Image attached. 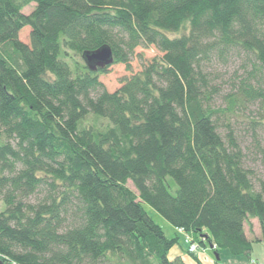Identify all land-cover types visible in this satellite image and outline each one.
Masks as SVG:
<instances>
[{
  "label": "trees",
  "instance_id": "1",
  "mask_svg": "<svg viewBox=\"0 0 264 264\" xmlns=\"http://www.w3.org/2000/svg\"><path fill=\"white\" fill-rule=\"evenodd\" d=\"M102 46L126 68L137 48L161 56L109 93L107 68L82 57ZM237 52L264 74V0H0V261L202 264L188 250L170 257L179 238L145 206L198 248L248 258L264 240V179L256 190L216 118L264 102V80L245 72L213 109L202 69Z\"/></svg>",
  "mask_w": 264,
  "mask_h": 264
},
{
  "label": "rangeland",
  "instance_id": "2",
  "mask_svg": "<svg viewBox=\"0 0 264 264\" xmlns=\"http://www.w3.org/2000/svg\"><path fill=\"white\" fill-rule=\"evenodd\" d=\"M33 8L34 5H30L22 12L25 15H29ZM29 33L30 29L28 27L23 28L18 34V39L24 44H29ZM237 53L238 54L235 56L228 57L224 63L216 59H211L210 62L203 63V71L209 75L211 84L216 86L219 91V94L213 99V109H223L226 106V95L229 94L231 87L234 86V81L245 76V72L251 73L256 85L259 86L263 84L264 74L260 72L257 65L254 67V59L244 53ZM160 56L161 54L153 47L148 49L137 48L130 58L129 68L119 64L111 65L107 67L105 73L99 76V82L107 92L113 93L119 89L127 79L140 73L154 58H159ZM216 123L222 137H225L227 130L231 131L235 142L243 153V166L246 170L251 172V181L254 188L257 190V181L259 179H264V102L244 104L237 108L232 115L226 114L217 116ZM84 124L105 127L107 121L88 116ZM226 126L229 127L225 129ZM127 186L131 190H134L130 183H128ZM42 197L43 196L39 194L32 195L23 202L26 205L36 204ZM144 208L152 221L163 230L167 238L178 236L179 247L170 252V257H173V254L179 250L185 252L187 250L189 251L190 244L185 243L184 237L178 233L174 227L150 207L145 206ZM4 209L3 203L0 202V213L3 212ZM245 228L247 229V227ZM253 241H255V239ZM203 252H205L211 260L215 259V256L209 249L198 248L194 254H202ZM262 255L264 256V240L253 243L252 251L248 258L233 257L226 250L219 251L218 258L220 264H230L233 263L231 262L232 260H238L239 258L250 263L252 259H258V257Z\"/></svg>",
  "mask_w": 264,
  "mask_h": 264
},
{
  "label": "water",
  "instance_id": "3",
  "mask_svg": "<svg viewBox=\"0 0 264 264\" xmlns=\"http://www.w3.org/2000/svg\"><path fill=\"white\" fill-rule=\"evenodd\" d=\"M83 60L91 72H96L97 70H103L113 64L112 51L108 46H102L99 49L92 52H85L83 55ZM213 246L210 247V250ZM215 260L219 261L217 255ZM0 264H4L0 261Z\"/></svg>",
  "mask_w": 264,
  "mask_h": 264
},
{
  "label": "crops",
  "instance_id": "4",
  "mask_svg": "<svg viewBox=\"0 0 264 264\" xmlns=\"http://www.w3.org/2000/svg\"><path fill=\"white\" fill-rule=\"evenodd\" d=\"M252 231H251V233H249L248 232V230L245 228V234H246V236H247V238L248 239H256V238H259V236H260V232H259V227H258V224H257V222L256 221H252ZM252 234H253V236H252ZM261 242V241H260ZM180 253H181V251L179 250V251H177V252H175L174 254H173V257H176V256H178V255H180ZM197 258H198V260L202 263V264H215L214 263V261H215V259L214 260H211L210 258H209V256L208 255H206L205 254V252H203L202 254H194ZM172 257V258H173ZM183 260H184V262L186 263V264H193L191 261H190V259H188V258H183ZM231 262H233V263H230V264H264V256L262 255L261 257H258V259H252L251 261H250V263H247L244 259H238V260H232Z\"/></svg>",
  "mask_w": 264,
  "mask_h": 264
},
{
  "label": "built area",
  "instance_id": "5",
  "mask_svg": "<svg viewBox=\"0 0 264 264\" xmlns=\"http://www.w3.org/2000/svg\"><path fill=\"white\" fill-rule=\"evenodd\" d=\"M178 232L181 235H183L184 240H185V243L190 244V246H189V253H191V254L196 253V251L198 250V246L195 243H191V239L188 236L184 235L181 230H179Z\"/></svg>",
  "mask_w": 264,
  "mask_h": 264
}]
</instances>
